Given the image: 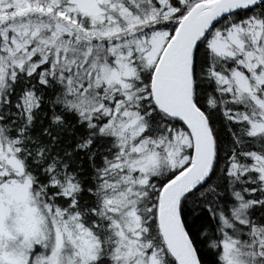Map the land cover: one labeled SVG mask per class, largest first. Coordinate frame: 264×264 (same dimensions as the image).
Listing matches in <instances>:
<instances>
[{
    "label": "snow or ice",
    "instance_id": "snow-or-ice-1",
    "mask_svg": "<svg viewBox=\"0 0 264 264\" xmlns=\"http://www.w3.org/2000/svg\"><path fill=\"white\" fill-rule=\"evenodd\" d=\"M0 264H264V0H0Z\"/></svg>",
    "mask_w": 264,
    "mask_h": 264
}]
</instances>
